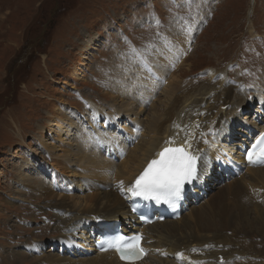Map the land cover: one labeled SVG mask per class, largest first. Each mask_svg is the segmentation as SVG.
Returning a JSON list of instances; mask_svg holds the SVG:
<instances>
[{"label": "rangeland", "instance_id": "1", "mask_svg": "<svg viewBox=\"0 0 264 264\" xmlns=\"http://www.w3.org/2000/svg\"><path fill=\"white\" fill-rule=\"evenodd\" d=\"M188 25H191V31L187 30ZM38 34L44 35L43 53L34 45L22 49L27 36ZM185 39H189V44ZM166 40L175 45L181 43L185 48L179 66L169 68L174 81L187 85L198 80L194 87L202 89L212 81L211 74L219 80L230 72L229 80H234L228 81L241 86L252 106L237 118L251 121L258 114L260 105L256 91L264 89V0H195L191 6L189 0H0V264H35L41 255L37 249L28 247L37 243V246L44 247L43 254L54 258L70 256L58 243L61 239L59 218L66 211L60 213L52 207L57 197L49 200L60 193L62 181L68 195H81L82 192L76 187L78 174L74 176V172L68 171L62 163L63 147L72 148L77 133L94 123L87 99L92 98L95 109L111 112L112 108L106 105H119V101L126 97V94L115 93V81L128 79L130 87H135V70L144 67V62L157 64L159 52L156 50L164 48ZM178 72H182L181 77L176 76ZM154 75L150 73L152 78ZM159 93L160 89L156 96ZM152 95L146 101L147 108L135 103L132 105L135 113L141 108L143 123L151 110L148 108ZM118 97L121 98L118 100ZM158 97L153 96V107L167 103L163 96ZM76 110L80 115L70 121L66 112L77 113ZM132 110L130 118L135 117ZM260 114L264 115V112ZM98 119L99 123L104 122V116H98ZM80 121L84 123L80 124ZM115 121L110 126L114 132L118 131V125L125 129L131 126L127 116L117 115ZM57 127H62L68 136L58 132ZM134 133L133 137H136ZM139 133L141 135L142 130ZM42 139L54 149L44 148L40 144ZM197 146L200 152H206L203 143ZM216 157L208 162V166L223 170L217 168L222 164L224 170L231 173L230 162L236 158L229 159V155ZM115 160L116 163L120 161L119 158ZM57 170L54 175L49 172ZM245 171L235 177L241 181L243 189L255 197L249 206L258 202V206L250 209L264 210V204H259L264 201V186L257 187V181L254 182L257 186L252 184L254 179L245 175ZM219 173L214 177L222 175ZM233 174L235 172L231 174L232 178ZM80 175L85 177L82 173ZM202 175L204 179L211 178L209 173ZM120 181L114 179L113 182L118 184ZM231 182L219 177L217 183L220 184H215L225 189ZM39 184L55 195H45ZM202 185L201 188L207 189L204 181ZM207 191L210 193V189ZM118 193L121 196V192ZM231 193L227 191L223 201H227ZM241 197L243 202H247L246 195ZM204 206L210 208L207 200L195 204L197 208ZM229 207L227 205L225 209L230 214ZM180 216L176 221H179L177 224L181 226L182 233L178 236L183 238L192 231L195 238L201 237L195 234L197 225L192 212L184 210ZM248 216L255 218L256 214L251 210ZM68 217L70 215L67 214ZM68 222L59 226H68L71 221ZM234 225L230 222L227 226L231 229ZM230 229L222 230L227 238H232ZM253 230L238 236V239L235 237L228 244L227 249H233L234 257L239 254L236 251H244L242 258L240 255L235 257L239 263L248 264L247 260L251 259L252 264H264V235ZM79 232L82 231L76 230L74 240L81 243L82 238L77 237ZM89 239L91 245L94 238ZM218 246L221 247V243ZM256 251L260 252V258L253 257L258 253Z\"/></svg>", "mask_w": 264, "mask_h": 264}, {"label": "bare ground", "instance_id": "2", "mask_svg": "<svg viewBox=\"0 0 264 264\" xmlns=\"http://www.w3.org/2000/svg\"><path fill=\"white\" fill-rule=\"evenodd\" d=\"M162 48L156 50L159 52V62L148 64L151 66V72L141 66L139 70H135L133 74L134 80H136L135 87H130L128 79L115 81V93L118 92L119 95L126 94V97L119 101L121 103L119 105L108 103L106 106L112 108L111 112L105 113L104 109H95L92 105L94 103L92 98L87 99V104L91 108L90 113L95 118L94 123L89 125L88 128L85 127L86 129L77 133V135L74 134V137L76 135V140L73 138L76 141L75 145L72 148L63 147L64 155L61 158L68 171L74 172V176L78 174L76 187L82 191L81 195H73L72 193L68 195L63 188L66 187V184L60 181V193L49 198V200H54L57 197L52 207L60 210V213L66 211L70 215L67 218L66 213L60 214L58 223V230L61 235L58 243L70 256L65 257V255H62L54 258L52 255L43 254L44 247L37 246V243L36 246L28 247L31 250L37 249L36 251L41 255L35 264H124L113 251L99 252L95 246V241L99 239L98 220L122 221L123 224H126L128 220L130 225H133L135 221L129 213L131 194L126 191L121 192L120 182L122 181L123 187L127 189L148 164L158 158L161 150L174 145L183 146L186 140L192 145L189 151L199 157L197 161L199 178L190 184H185L179 202L184 201L180 204L181 209L184 208V204H188L187 210L192 212L198 226H195L197 228L195 234L201 235V237L195 238L191 231L188 236L180 238L178 235L182 233V228L177 224L179 222L176 221L177 219H165L161 224L156 221L152 225L140 228L143 233L142 244L148 250L147 256L141 261L128 264H198L199 262L200 264H242L236 261L235 257L240 255L242 258L241 253L244 251H236L239 254H235L234 257L232 254L234 253L233 249H227L231 240L235 237L238 239L241 235L251 232V229H255L253 231L264 235V210H259L257 207L250 209L254 205L258 206V202L249 206L255 197L243 189V185H241V181L237 176V178L235 176L232 178L231 175L228 176V180L232 181L231 185H228L225 189L218 188L219 186L216 184L220 183H217V180L222 177L223 170L208 166V162L214 161L215 155L218 157L229 155V159L236 158V161L230 162L232 171L238 170L243 165L244 145L264 130V115L260 114V112H264V89L256 91L260 107L257 111L258 114L256 113L257 115L253 118L254 120L246 121L244 117L237 118V115L245 114L252 106L251 102L248 101L249 99H246L247 94L241 90V86L229 82L234 80V78L229 80L231 78L230 72L227 73L225 78L221 77L219 80H215V75L211 74L210 77L213 76L212 81L202 89H195L194 87L198 80H194L187 85H179L177 81H174L175 77L172 76L169 68L179 66L185 48L181 43L175 45L168 40L165 41V46ZM135 66L137 69L138 62ZM152 72L158 78L155 75L152 78L150 76ZM176 76L181 77L182 72H178ZM159 89L158 97L155 93ZM151 94H153L152 100L148 108H151V110L146 114L147 118L143 123L140 118L141 108L139 107V112L135 113L132 110V105L135 103L139 106L144 105L147 108L146 101ZM153 96L158 97L157 99L163 96L167 103L156 104L153 107L155 102H153ZM120 98L118 97V100ZM131 110L135 115L134 118H130ZM76 112H66L67 118L70 121L76 120L80 115V112L77 110ZM117 115L127 116L131 126L125 129L118 125V128H116L118 131H111L110 126L117 121H115ZM98 116H104L103 123H99ZM83 123V121H80V124ZM94 125L98 126L94 127ZM236 125L239 126L236 127ZM72 126L70 127L72 128ZM57 130L65 134L62 127H57ZM139 130H142L141 135ZM71 131L75 130L72 129ZM133 133L136 134V137H133L135 136ZM205 140L208 143H205ZM128 141L131 145L128 144ZM235 141H237L234 145L236 148L231 145ZM198 143L204 144L206 152L199 151ZM40 144L46 149H54L50 144L44 143L43 139ZM226 145L227 147H225ZM249 145L250 143L247 144V147ZM214 149L216 151H213ZM238 152L241 153V156L238 155ZM201 157L202 160H200ZM116 158H119V163L113 161ZM207 168L208 170H206ZM58 171L49 172L54 175ZM45 172L47 171L45 170ZM204 172L209 173L211 178L206 177L204 179L202 175ZM80 173L84 174L85 177ZM217 173L221 176L214 177ZM245 173H247L245 175H250L254 179L252 184L257 181L259 182V186L255 184L257 187L264 186V166L248 167ZM114 179H120L121 181L117 184L113 182ZM202 181L206 183V188L210 189V193L207 191L206 198L205 196L201 197V193L198 194L197 192L198 189H200V192L204 189L201 188L203 186ZM80 184H83V186ZM113 184H115L114 187ZM39 188L46 193L45 195H55L52 190L42 184H39ZM104 190L106 191L103 192ZM48 191H51V193ZM119 191L121 196L118 193ZM227 191L232 192L231 197L226 199L229 202L223 201ZM241 195L247 196V202H243ZM189 199H194V202L193 200L189 201ZM201 200H207L210 208L205 206L195 207L194 203L199 202L200 204ZM230 202L232 204L229 205ZM259 204L262 206L264 201ZM227 205L230 206V214L225 209ZM213 210L215 211L213 212ZM251 210L255 212V218L248 216ZM232 211H237V213L234 214ZM68 221H71L68 226H59ZM230 222L235 224L231 229L227 226ZM244 224L248 227H244ZM224 229L225 231L229 229L231 232L233 231L232 238L223 235L222 230ZM76 230L82 231L79 232L80 236H77L82 238L83 242L81 243L74 240ZM169 237L173 238L169 239ZM89 238L91 240L94 238L91 245ZM220 243L221 247L218 246ZM51 244H54V241ZM202 245L204 246L201 249L199 246ZM203 254L206 256H203ZM259 254L260 252L255 253L253 257L260 258ZM208 256L209 258L205 259ZM179 258H182V260H178ZM215 259H220V261L216 262ZM247 263L252 264V260L248 259Z\"/></svg>", "mask_w": 264, "mask_h": 264}, {"label": "snow or ice", "instance_id": "3", "mask_svg": "<svg viewBox=\"0 0 264 264\" xmlns=\"http://www.w3.org/2000/svg\"><path fill=\"white\" fill-rule=\"evenodd\" d=\"M194 3L195 0H189V6ZM187 30L191 31V25H188ZM132 51L136 50L133 48ZM143 66L147 71H152L151 66L146 62ZM205 143L208 141L205 140ZM191 147V143L186 140L183 146L164 148L159 153V158L152 160L130 187L125 189L123 182H120L121 192L126 191L132 196L153 199L157 203L163 201L175 207V202L181 198L185 184H190L199 178L197 166L199 157L189 151ZM247 159L253 165L264 164V133L259 135L251 149L247 151ZM141 239L140 235L131 237L117 235L102 242L101 248L106 250L104 243H107V248L117 250L122 260L136 261L145 254V249L140 246Z\"/></svg>", "mask_w": 264, "mask_h": 264}, {"label": "trees", "instance_id": "4", "mask_svg": "<svg viewBox=\"0 0 264 264\" xmlns=\"http://www.w3.org/2000/svg\"><path fill=\"white\" fill-rule=\"evenodd\" d=\"M24 42H25V44H24V46H23L22 49H25V47H26L27 45L33 44L34 46H36V49H37L40 53H43V52H44V48H45V45H43V44H45L44 35H43V36H39V34H38V35H35V36H33V35L27 36V37L25 38ZM34 55H35V54L32 52V57H33L34 59H36V58L34 57ZM17 57L20 58V54H17ZM9 70H10V67H9ZM8 79H9V77L7 76V78H6V81H7V82L9 81Z\"/></svg>", "mask_w": 264, "mask_h": 264}]
</instances>
